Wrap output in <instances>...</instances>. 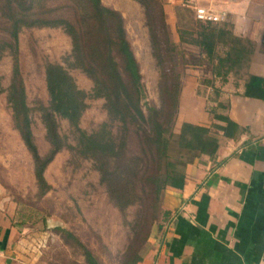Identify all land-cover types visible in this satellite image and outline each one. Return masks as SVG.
Here are the masks:
<instances>
[{
  "label": "trees",
  "instance_id": "16d2710c",
  "mask_svg": "<svg viewBox=\"0 0 264 264\" xmlns=\"http://www.w3.org/2000/svg\"><path fill=\"white\" fill-rule=\"evenodd\" d=\"M58 1L0 0V58L7 52L13 54L11 77L5 88L13 126L31 154L39 195L50 188L44 175L47 164L65 147L91 160L111 202L118 209L124 211L138 203L144 204L153 213L152 218L145 221L143 238L137 239L136 236L131 240L121 263L136 264L142 258L141 243L149 233L164 189L168 185H183L186 164L196 156L201 153L213 156L218 145L217 137L207 125L190 121L176 125L181 89L176 71L172 73L176 81L162 86L165 97L160 105L144 99L139 63L118 10L102 0H64V4ZM137 1L145 7L147 16L153 17L149 6L158 3V0ZM158 8L163 40L169 46L165 54L171 60L173 43L169 38L165 11L162 5ZM198 21L195 28L184 30L189 38L185 39L180 33L179 41L193 43L203 50L216 75L242 63L245 47L239 37L233 36L225 41L227 49L223 54L218 53V35L225 29L216 22ZM42 26L60 27L71 39V50L65 57L67 65L47 61L44 67L48 103L39 101L38 109L49 144L45 153H40L35 141L32 107L27 101L17 56L19 32L25 27ZM151 26L150 22V29ZM151 37L154 55L157 63L161 64L165 55L157 51L160 48L159 36L153 32V27ZM70 67L79 68L91 78L89 91L78 86ZM90 96L104 99L108 119L87 131L80 126V118ZM216 117L225 121V124L216 126L223 129L226 135L237 127L225 114L217 113ZM59 118L67 120L74 142L60 132ZM131 135H135L137 140L136 151L129 148ZM204 207L205 200H199L198 208L201 210ZM56 229L60 230L64 239L81 245L83 264H102L73 232L62 226Z\"/></svg>",
  "mask_w": 264,
  "mask_h": 264
},
{
  "label": "rangeland",
  "instance_id": "374dc122",
  "mask_svg": "<svg viewBox=\"0 0 264 264\" xmlns=\"http://www.w3.org/2000/svg\"><path fill=\"white\" fill-rule=\"evenodd\" d=\"M118 10L131 49L139 63L144 99L160 105L165 94L164 83H174L176 71L182 85L184 76L202 61L196 45L179 41L180 33L195 28L199 22L193 10L178 5L165 13L170 41L173 43L172 59L165 54L169 46L163 40L159 26L158 5L164 9V0L150 4L148 17L145 7L137 0H102ZM187 1V0H184ZM59 3H66L64 0ZM160 7V6H159ZM165 11V9H164ZM149 20V21H148ZM151 22V29L149 24ZM153 32L157 34L161 51L165 55L157 63L152 45ZM71 50L70 37L60 28L51 26L25 27L19 32L18 62L25 85L27 101L32 107V130L40 153L48 149L40 112L39 101L47 104L44 67L47 61L67 65L65 57ZM167 50V53L169 51ZM13 62V54L7 52L0 58V264H75L84 263L81 245L60 235L58 226L65 227L97 256L102 264H121L131 240L143 238L145 221L152 214L144 204H132L124 211L110 200L98 171L88 158L80 157L68 148L60 149L47 164L44 175L50 188L39 195L33 171V160L18 130L13 126L6 91ZM78 86L89 91L92 80L77 67H70ZM102 97L87 99L80 126L91 131L108 119ZM178 126V111L176 113ZM60 132L71 142L73 134L68 122L59 118ZM175 125V126H176ZM129 148L137 150L135 135L129 138ZM161 203L154 213L149 233L141 243L142 256L154 244L163 221Z\"/></svg>",
  "mask_w": 264,
  "mask_h": 264
},
{
  "label": "crops",
  "instance_id": "0c3cea01",
  "mask_svg": "<svg viewBox=\"0 0 264 264\" xmlns=\"http://www.w3.org/2000/svg\"><path fill=\"white\" fill-rule=\"evenodd\" d=\"M180 4L225 11L217 52L237 36L245 57L216 75L196 46L202 61L184 76L178 123L209 126L218 145L186 164L182 186H166L160 230L136 264H264V0H164L165 13ZM217 113L237 124L230 135Z\"/></svg>",
  "mask_w": 264,
  "mask_h": 264
},
{
  "label": "built area",
  "instance_id": "2783aa9c",
  "mask_svg": "<svg viewBox=\"0 0 264 264\" xmlns=\"http://www.w3.org/2000/svg\"><path fill=\"white\" fill-rule=\"evenodd\" d=\"M192 10L194 18L201 21L217 22L222 20L225 16V11L215 10L211 7L202 5H195Z\"/></svg>",
  "mask_w": 264,
  "mask_h": 264
}]
</instances>
